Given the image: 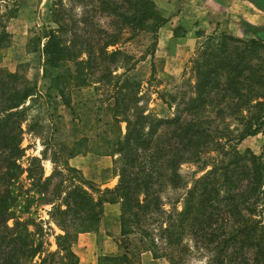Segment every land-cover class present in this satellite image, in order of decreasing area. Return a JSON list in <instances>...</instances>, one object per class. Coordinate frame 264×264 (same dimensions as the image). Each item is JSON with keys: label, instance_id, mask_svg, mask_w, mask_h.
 I'll list each match as a JSON object with an SVG mask.
<instances>
[{"label": "trees", "instance_id": "1", "mask_svg": "<svg viewBox=\"0 0 264 264\" xmlns=\"http://www.w3.org/2000/svg\"><path fill=\"white\" fill-rule=\"evenodd\" d=\"M95 1L101 10L129 24L133 34L138 28L151 32L155 47L158 30L167 18L154 0ZM62 29L63 25L48 32L42 52L49 66L64 68L55 76L63 103L72 109L64 93L67 79L78 88L112 85L106 97L96 99L97 109L107 115L105 133L93 139L92 147L88 137L81 143L87 152L113 156L119 180L114 187L95 189L97 196L84 179L73 183L66 177L56 183L53 198L62 202L48 201L53 204L52 219L63 232L56 235V250L45 249L41 233L36 237L38 231L30 229L31 224L37 225L34 219L17 214L24 198L23 210H29L32 201L29 191H16L22 188L18 179L25 171L18 163L25 151L21 143L27 107L23 105L36 91L30 84L18 88V73L6 72L0 77V264H79L73 250L77 235L97 231L105 203L117 202L121 236L129 237L130 243L125 242L120 253L101 255L99 264H140L146 251L177 264L172 254L176 251L182 256V251L190 249L189 242L196 249L213 251L214 264H249L242 254L247 250L253 253L252 264H264V158L237 148L264 125V41L225 32L208 35L194 60V82L186 80L189 88L173 97L179 98L175 115L161 118L146 113L141 83L128 75L138 59L120 48L107 50L117 44V34L116 41L102 42L96 54L89 38L68 43L60 34ZM83 43L88 52L85 58L75 53ZM96 68L100 69L97 76ZM120 68L124 71L118 74ZM228 118L238 125L232 128ZM84 150L73 145L67 159ZM43 158L33 157V166L26 171L29 178L36 174L33 185L46 189L54 176L44 177ZM188 162L206 171L184 193L183 208L167 212L161 193L167 187H187L179 169ZM65 163L68 171L79 172ZM152 226L170 252H158L159 239ZM186 238L190 241L185 242Z\"/></svg>", "mask_w": 264, "mask_h": 264}, {"label": "rangeland", "instance_id": "2", "mask_svg": "<svg viewBox=\"0 0 264 264\" xmlns=\"http://www.w3.org/2000/svg\"><path fill=\"white\" fill-rule=\"evenodd\" d=\"M257 1L264 8V0ZM99 4V1L95 0L91 3L87 0H7V2H0V77L6 76V72H17L20 77L17 87L21 88L24 84H30V87L36 91L23 105V107H27L22 122L21 143L25 151L24 155L18 159V163L25 171L18 179L22 188L16 191V193L20 191L23 194L29 191L32 201L29 210H23V207H26L23 206L26 202L24 198L22 205L17 207V214L21 216V219H34V223L37 225L31 224L30 229L38 231L36 237H40L39 233H41L44 248L47 250L57 249L56 235L63 232L52 219L53 204L48 201L53 199L58 203L62 202V198H53L52 192L56 183L66 177L72 178L68 179V182L73 183H79V180L84 179L89 182L86 183V187L91 185L93 188L88 189L97 196L98 193L95 189L106 187L101 184V181L111 182V178H114L115 183H118L119 180V176L114 171L113 156L111 162L100 161L97 163L96 155L99 154L85 151V146L81 143V139L84 137L93 140L105 133L104 122L107 115L104 109H97L96 99L106 97L109 90L112 89V85L99 86L98 83H95L78 88L68 84L69 80L67 79L68 83L64 84V93L71 101L72 109L65 105L56 87L58 84L55 78L57 74L63 72L64 68L49 66L45 54L42 52L48 32L63 25L64 30L62 29L60 34L65 41L69 43L75 38L83 40L89 38L96 54L99 53L98 47L102 42L114 40L115 34H117V41L114 40L117 44L108 46L107 50L120 48L138 59L128 75L141 83V94L145 95L141 103L146 106V113H152L161 118H170L177 112L179 98L175 100L173 97L179 91L189 88L186 80L190 79V83L194 82V78L192 79L194 60L198 57L199 48L208 35L213 34L204 33L194 48L193 46L190 47L191 49L188 47L182 52L179 51L181 46L175 43V39L185 36L186 30L179 28L176 33L172 32L166 22L159 28L157 44L153 47L154 38L151 32L138 28L133 34L129 24L122 23L121 18L111 14L108 10H101ZM12 15L15 17H11ZM222 32L242 39L258 38L264 41V32H259L255 36H238L232 31L224 30L214 33ZM78 46L75 53L79 57L85 58L88 54L86 45L83 43ZM67 65L71 66L72 62ZM123 71V68H120L117 73H123ZM99 74L100 69L96 68L94 75ZM227 120L232 128L238 125V122L233 119L228 118ZM122 126L124 130L125 124L123 123ZM108 133L113 135V130H108ZM77 141H79L78 144H74ZM94 142L95 140H90L88 146L92 147ZM73 145L77 149L81 148L82 151H85L78 154L81 167L79 172L68 171L65 163L68 150ZM237 148L239 151L250 149L264 158V125L258 133L250 135L238 143ZM44 154L46 158H43ZM33 157L43 158L41 163L44 168V177L51 174L54 176L46 189L33 185L35 183L33 178L36 174L33 175V178L28 176L26 169L33 166ZM48 160L52 165H49ZM104 166L107 167L104 169L102 168ZM209 168L210 166L207 169ZM179 170L188 185L178 189L167 187L162 191L161 196L167 212H172L175 208L179 210L183 208L184 193L191 187L193 181L206 171L194 162L183 163ZM37 175L39 176V174ZM45 192L46 194H44ZM177 199L179 201L175 203ZM119 211L121 213V205H119ZM108 213L113 215L115 211L111 210ZM120 213L116 220L108 215L105 218L104 205V219L102 217L98 230L94 232L95 236H92L91 239L90 234L79 233L77 235L76 240L78 238L80 242L76 245L73 244V250L77 253L79 260L82 258L87 264H99L101 255L120 253L122 245L125 242L130 243L129 237L115 235L117 225L121 229ZM55 218L58 217L55 216ZM107 218L108 220H106ZM9 224L12 225L13 220H10ZM38 225L42 227V231L39 230ZM107 232L111 235L110 237L113 235L115 237L108 238ZM154 234L157 240L159 239L158 252H170L171 248L164 247V240L160 238L157 227ZM189 241V238L185 239V242ZM89 243L93 247L92 249L89 247ZM189 245L190 249L182 251V256L176 251L172 254L174 259L176 258L177 264H214L213 251L196 249L191 242ZM80 246L82 249L79 248ZM84 246L89 247V251L84 250L86 249ZM104 249L108 250L105 252ZM146 252H148L147 260L145 258L146 264H154V260H152L154 258L159 260L157 264H175L168 257H154L151 251ZM242 254L246 255L249 264H252V251H242ZM179 255L181 258H178ZM145 261L142 258L140 264H144Z\"/></svg>", "mask_w": 264, "mask_h": 264}, {"label": "crops", "instance_id": "3", "mask_svg": "<svg viewBox=\"0 0 264 264\" xmlns=\"http://www.w3.org/2000/svg\"><path fill=\"white\" fill-rule=\"evenodd\" d=\"M7 2V0H0ZM14 1V0H8ZM26 1V0H25ZM158 6L159 11L163 16L167 18V24L171 27L170 31H175L179 28L186 30L185 36L175 39V43L181 46L179 51L184 52V49H191L195 47L199 38L205 33H214L218 31H232L238 36H255L259 32H264V8L259 4L257 0H154ZM25 5V4H24ZM11 17H15L11 16ZM165 25V24H164ZM166 28V27H165ZM173 36V35H171ZM176 36V34H175ZM176 38V37H175ZM97 163L103 161L105 163L111 162V155H96ZM69 166L81 170L79 166V155H74L67 159ZM49 165L52 163L48 160ZM110 166V164H107ZM51 167V166H50ZM104 166L102 168H106ZM115 175V174H114ZM114 178H111V182L108 180L101 181V184L106 187L115 186L117 183ZM119 203H107L105 204V218L108 215L113 220L119 216ZM115 211L113 215H109L108 211ZM104 219V217H103ZM108 220V218L106 219ZM101 229V228H100ZM102 230V229H101ZM99 230V231H101ZM93 233V234H92ZM80 234H90V238L95 236L94 232H83ZM121 235V229L117 225V232L115 235ZM108 238H114L115 235H111L107 232ZM92 239V238H91ZM80 242L77 238L75 245ZM86 247V246H84ZM89 247H93L89 243ZM89 247H86V251H89ZM79 248L82 249L80 246ZM90 249V250H91ZM108 249H104L106 252ZM148 252L141 254L145 261L147 260ZM154 264L159 262L154 258ZM144 263V262H143ZM79 264H87L82 258L79 260ZM146 264V261L145 263Z\"/></svg>", "mask_w": 264, "mask_h": 264}]
</instances>
